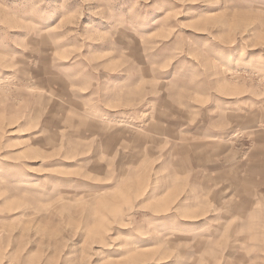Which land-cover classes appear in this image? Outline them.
<instances>
[{
    "label": "rangeland",
    "instance_id": "obj_1",
    "mask_svg": "<svg viewBox=\"0 0 264 264\" xmlns=\"http://www.w3.org/2000/svg\"><path fill=\"white\" fill-rule=\"evenodd\" d=\"M0 264H264V0H0Z\"/></svg>",
    "mask_w": 264,
    "mask_h": 264
}]
</instances>
